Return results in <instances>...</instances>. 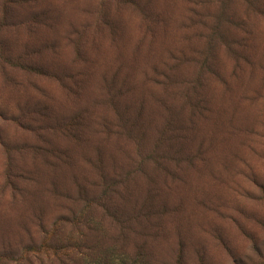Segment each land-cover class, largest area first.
Segmentation results:
<instances>
[{"label":"rangeland","instance_id":"obj_1","mask_svg":"<svg viewBox=\"0 0 264 264\" xmlns=\"http://www.w3.org/2000/svg\"><path fill=\"white\" fill-rule=\"evenodd\" d=\"M136 2L0 0L3 264H42L44 226L127 172L158 211L131 244L151 262L264 264V0ZM166 122L176 155L140 165Z\"/></svg>","mask_w":264,"mask_h":264},{"label":"trees","instance_id":"obj_2","mask_svg":"<svg viewBox=\"0 0 264 264\" xmlns=\"http://www.w3.org/2000/svg\"><path fill=\"white\" fill-rule=\"evenodd\" d=\"M114 1L137 3L136 0H101L99 11L107 14ZM212 31L209 39L222 38L216 29ZM211 52L212 48L209 46L200 51L203 58L198 63L202 70L209 66ZM191 82L196 87L199 79L195 78ZM188 87L190 91H186V95L189 103H192V87ZM120 119L122 122L119 120L118 127H127L129 135H132L136 131V122L127 115L120 116ZM168 123L159 130V135L154 138L149 150L145 152L143 145L142 154H138L142 159L140 165L151 162L157 168H162L165 160L176 155L177 137L166 135ZM177 131L178 128L174 127L173 132ZM137 172L151 177L142 168L137 169ZM132 174L133 172H127L121 176L120 173L103 176L101 182L97 180L89 189L81 190L75 199L79 207L62 215L55 224L44 226L47 234L45 241L28 248V261L35 258L40 259L42 264H47V259L57 261L58 264H154L139 246L136 250L131 248V244L145 235L158 216L151 199L146 198L141 202L134 200ZM69 226L71 229L68 232ZM114 252L124 255L126 260L123 263L115 261L111 258ZM4 260L5 256L0 255V264Z\"/></svg>","mask_w":264,"mask_h":264}]
</instances>
